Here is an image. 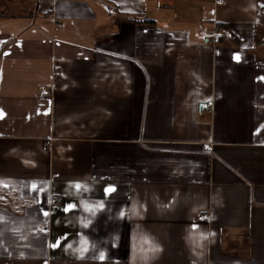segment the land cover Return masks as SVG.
I'll return each instance as SVG.
<instances>
[{"label": "crops", "instance_id": "obj_1", "mask_svg": "<svg viewBox=\"0 0 264 264\" xmlns=\"http://www.w3.org/2000/svg\"><path fill=\"white\" fill-rule=\"evenodd\" d=\"M222 1L0 0V264H264V0Z\"/></svg>", "mask_w": 264, "mask_h": 264}, {"label": "built area", "instance_id": "obj_2", "mask_svg": "<svg viewBox=\"0 0 264 264\" xmlns=\"http://www.w3.org/2000/svg\"><path fill=\"white\" fill-rule=\"evenodd\" d=\"M218 3L221 4V3H223V1L218 0ZM63 26H64V23L61 21L56 23V28H58V29L62 28ZM216 36H225L226 38L231 39L234 37V33L231 30H229L228 28H226L225 26L218 25L216 27ZM204 41L206 43H214V42H216V39L211 38V37H206V38H204ZM55 74L59 75L60 72L56 71ZM53 90L54 89L51 85L41 84L39 87V95L41 97L49 96L53 93ZM213 108H214V100L213 99L200 100L198 102V105H197V109H198L199 113L210 112L213 110ZM49 144H50V142H49ZM204 148L209 150V151H212L213 145L210 143H207V144H204ZM57 202H58V199L56 197H52L51 203L55 204ZM198 218L201 221H208L210 219L209 215H207V214H202Z\"/></svg>", "mask_w": 264, "mask_h": 264}, {"label": "trees", "instance_id": "obj_3", "mask_svg": "<svg viewBox=\"0 0 264 264\" xmlns=\"http://www.w3.org/2000/svg\"><path fill=\"white\" fill-rule=\"evenodd\" d=\"M0 14H1V16H5V15H6V14H4V13H1V12H0Z\"/></svg>", "mask_w": 264, "mask_h": 264}, {"label": "snow or ice", "instance_id": "obj_4", "mask_svg": "<svg viewBox=\"0 0 264 264\" xmlns=\"http://www.w3.org/2000/svg\"><path fill=\"white\" fill-rule=\"evenodd\" d=\"M238 58V57H237Z\"/></svg>", "mask_w": 264, "mask_h": 264}]
</instances>
